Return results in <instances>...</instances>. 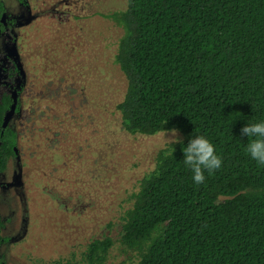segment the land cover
Returning <instances> with one entry per match:
<instances>
[{
  "label": "trees",
  "instance_id": "trees-1",
  "mask_svg": "<svg viewBox=\"0 0 264 264\" xmlns=\"http://www.w3.org/2000/svg\"><path fill=\"white\" fill-rule=\"evenodd\" d=\"M106 18L122 29L115 61L128 83L117 105L126 131L175 129L183 141L160 149L140 180L122 217L119 264H264V166L241 132L264 120V0H127ZM12 104L4 95L0 119ZM197 135L223 158L199 185L183 164ZM18 143L17 131L0 133V172ZM115 246L109 236L91 240L84 264H109Z\"/></svg>",
  "mask_w": 264,
  "mask_h": 264
},
{
  "label": "rangeland",
  "instance_id": "rangeland-1",
  "mask_svg": "<svg viewBox=\"0 0 264 264\" xmlns=\"http://www.w3.org/2000/svg\"><path fill=\"white\" fill-rule=\"evenodd\" d=\"M31 3L43 21L17 29L27 82L15 121L19 153L8 171L22 173L23 191L6 188L20 204L9 221L17 233L26 217L27 228L4 252L7 263L84 264L88 243L109 236L117 243L109 264H119L123 214L169 144L164 132L128 133L117 109L128 84L115 61L122 29L106 15L127 0ZM4 206L9 218L14 204Z\"/></svg>",
  "mask_w": 264,
  "mask_h": 264
},
{
  "label": "flooded vegetation",
  "instance_id": "flooded-vegetation-1",
  "mask_svg": "<svg viewBox=\"0 0 264 264\" xmlns=\"http://www.w3.org/2000/svg\"><path fill=\"white\" fill-rule=\"evenodd\" d=\"M18 7L15 9L6 8L4 0H0V104L3 103V96L9 94L13 99H17V107L15 113L10 117L7 125L4 126L5 119L10 113L13 104L7 109L3 110V115L0 119V133L5 129L11 128L17 131L15 127V121L20 113V101L21 95L25 89L27 77L25 75V58L22 54L23 39L21 34L17 32V29L22 24L28 22L29 19L37 21H43V15L41 11L35 12V6L31 3L33 0H17ZM38 8V6H37ZM17 10V11H16ZM34 20L32 21V24ZM3 109V107L1 108ZM18 132V131H17ZM19 134V133H18ZM18 146L15 148V155L12 157L8 164V168L4 172H0V216L3 223L1 227L0 235L2 236V242L0 245V255L4 258L5 263L8 261V256L4 253L11 244L18 241L27 228V219L23 217L24 225L22 231H15L14 220L16 219L15 210L20 206L19 199L15 195L14 198H10V193L6 191L8 186L12 189L23 191L22 173L16 170L15 173L9 178V167L15 157L18 156ZM14 187V188H13ZM15 192V191H14ZM26 200L22 201L21 206L26 208ZM14 208L11 211L10 217L7 218V214L4 211V205L12 206ZM6 214V216H5ZM9 220H12V224Z\"/></svg>",
  "mask_w": 264,
  "mask_h": 264
},
{
  "label": "clouds",
  "instance_id": "clouds-1",
  "mask_svg": "<svg viewBox=\"0 0 264 264\" xmlns=\"http://www.w3.org/2000/svg\"><path fill=\"white\" fill-rule=\"evenodd\" d=\"M241 132L248 137L246 151L250 159L264 166V120L247 123ZM164 138L171 145L183 144L175 129H164ZM183 155V164L191 171L192 180L197 185L205 182V172L211 174L223 164V158L217 154L215 145L205 135L191 138L183 147Z\"/></svg>",
  "mask_w": 264,
  "mask_h": 264
},
{
  "label": "water",
  "instance_id": "water-1",
  "mask_svg": "<svg viewBox=\"0 0 264 264\" xmlns=\"http://www.w3.org/2000/svg\"><path fill=\"white\" fill-rule=\"evenodd\" d=\"M16 107H17V99L15 98V100H14V104H13V107H12L10 113L8 114V116H7L6 119H5L4 126L7 125L8 121L10 120V117L15 113V109H16Z\"/></svg>",
  "mask_w": 264,
  "mask_h": 264
}]
</instances>
